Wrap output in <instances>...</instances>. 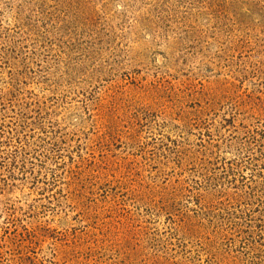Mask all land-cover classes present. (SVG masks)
I'll use <instances>...</instances> for the list:
<instances>
[{
  "label": "rangeland",
  "instance_id": "374dc122",
  "mask_svg": "<svg viewBox=\"0 0 264 264\" xmlns=\"http://www.w3.org/2000/svg\"><path fill=\"white\" fill-rule=\"evenodd\" d=\"M0 264H264V0H0Z\"/></svg>",
  "mask_w": 264,
  "mask_h": 264
}]
</instances>
